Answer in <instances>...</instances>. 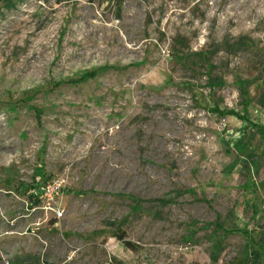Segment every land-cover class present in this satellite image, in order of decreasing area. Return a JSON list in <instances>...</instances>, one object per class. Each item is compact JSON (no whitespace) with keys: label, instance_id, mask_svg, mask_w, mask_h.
<instances>
[{"label":"rangeland","instance_id":"rangeland-1","mask_svg":"<svg viewBox=\"0 0 264 264\" xmlns=\"http://www.w3.org/2000/svg\"><path fill=\"white\" fill-rule=\"evenodd\" d=\"M262 85L264 0H0V264L264 243Z\"/></svg>","mask_w":264,"mask_h":264},{"label":"trees","instance_id":"trees-1","mask_svg":"<svg viewBox=\"0 0 264 264\" xmlns=\"http://www.w3.org/2000/svg\"><path fill=\"white\" fill-rule=\"evenodd\" d=\"M95 76H96V73H91L88 75L86 74L84 77L80 78V81L86 82L87 80L94 78ZM262 87H264V85H262ZM236 149L238 150L237 153L241 154V156L244 158L245 162H243V163L245 166L247 164L246 158L250 159V157L245 154L246 152H248L246 145H244V147H243V145L240 143V145L238 144L236 146ZM245 155H246V157H244ZM247 166H249V164ZM157 203H159L162 206L167 205L166 202H164L162 200L161 201L157 200ZM117 239L119 241H123L124 234H121V236L117 235ZM217 242L222 243V240L221 241L218 240ZM124 245L126 247H128L129 249H133V246L127 241L124 242ZM220 248H221V246H215V250L213 251V253H211V261L213 264L217 262L219 253L222 251V249H220ZM232 264H264V243H262V241H260L257 244H245V246L241 252V255L239 257H236L233 260Z\"/></svg>","mask_w":264,"mask_h":264},{"label":"built area","instance_id":"built-area-1","mask_svg":"<svg viewBox=\"0 0 264 264\" xmlns=\"http://www.w3.org/2000/svg\"><path fill=\"white\" fill-rule=\"evenodd\" d=\"M60 186L54 183H49L43 186L41 193L47 200H53L55 196L58 195Z\"/></svg>","mask_w":264,"mask_h":264}]
</instances>
